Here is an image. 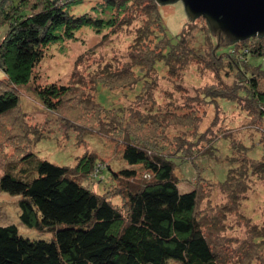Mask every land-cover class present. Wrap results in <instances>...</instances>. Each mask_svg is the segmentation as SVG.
Masks as SVG:
<instances>
[{"label":"trees","instance_id":"obj_1","mask_svg":"<svg viewBox=\"0 0 264 264\" xmlns=\"http://www.w3.org/2000/svg\"><path fill=\"white\" fill-rule=\"evenodd\" d=\"M73 1L76 0H0V25L7 27L0 39V71L5 84L11 87L0 86V126L7 117L17 122V127H9L4 135L10 138L16 133L19 139L22 134L20 147L25 150L16 153V159L7 155L0 163V192L19 197V217L24 225L54 234L51 240L30 238L22 235L14 223L0 225V264H264V200L261 215H243L250 244L237 248L238 240L228 242L224 245L226 253H220L221 249L216 248H221L219 224L224 223L222 217L226 219L230 209L219 205L212 212V216H219L216 220L204 217L207 213L199 208L204 195L196 188L182 190L180 186L187 180L178 170L180 162L187 161L183 150L188 149L186 142L203 145L197 158H214L220 137L209 138L192 122L187 124L185 114L179 112L184 106L173 101L172 92L163 93L169 96L167 103L159 101L155 94L160 86L158 78L187 90L183 71L192 61L206 63L208 55L213 60H225L227 66L222 68L228 75L234 68L242 71L231 93L246 96L249 103L262 109V125L255 126L260 135L259 147L244 141L246 151H237L232 139L222 136L230 138L233 154L222 159L229 164L225 179L211 181L226 185V194L240 203L258 182L264 186V36H250L216 49L214 35L205 25L199 30L201 34L190 33L189 38L198 37L197 43H191L183 33L170 34L154 0H104L93 7L94 11L81 15L66 9ZM137 12L144 18L143 23L132 28L133 20L128 14L135 16ZM152 23L158 26L156 30ZM83 27H89L101 42L126 28L133 38L132 47L126 54L87 50L91 60H84V69L77 61L67 83L54 81L39 88L36 85L37 93L57 123H82L80 137L89 130L119 141L121 158L126 162L119 168L101 161L97 152L87 151L77 156L72 165L46 159L35 163L33 146L43 133L38 128L34 130V125L22 116L24 107L18 87L31 82L35 67L51 45L76 40L75 32ZM199 36L203 42L207 39L210 49L194 55L197 45L204 46ZM252 40L257 43L252 45ZM237 49L239 55L246 51L249 66L260 68L259 75L244 70L238 54L235 61L228 60L234 57L230 52ZM197 68L201 67L197 64ZM177 77L181 79L176 81ZM100 87L118 94V101L112 105L102 103L97 97ZM121 92L128 104L121 102ZM202 94L208 103H220L216 96ZM76 100L81 103L78 109L70 104ZM162 103L169 105L165 112ZM148 127L151 139L167 143L151 149V139L140 138L141 130ZM254 149L261 151L250 156ZM25 160L32 162L30 166L11 171ZM110 177L120 184V192L115 195L120 202H115L108 190L99 193L87 185L90 178L107 187ZM217 211L221 216L215 214ZM15 212L18 215V210ZM255 257L257 262L253 261Z\"/></svg>","mask_w":264,"mask_h":264},{"label":"rangeland","instance_id":"obj_2","mask_svg":"<svg viewBox=\"0 0 264 264\" xmlns=\"http://www.w3.org/2000/svg\"><path fill=\"white\" fill-rule=\"evenodd\" d=\"M103 1L104 0H76L71 2L66 9L72 14L81 15L85 12L94 11L93 7ZM135 1L136 0H133L132 2ZM132 2H130L129 5ZM156 4L158 5L157 10L161 15L162 23L167 26L169 33L172 35H176L180 32L188 39L190 33L201 34L200 29L203 25L209 27L207 20L203 17L189 20L184 4L181 0L161 5L158 3ZM128 15H130L133 20L131 26L132 28L138 26L140 23H143L142 19L144 18L140 15V12H137L135 16L132 15V13ZM152 25L156 30L158 26H155L154 23H152ZM6 29V25H0V39L3 37ZM126 30L128 29L122 28L118 33L109 34L107 39L102 42L100 37L92 32L89 27H83L77 30L75 32L77 36L76 40H65L51 45L47 50L44 59L37 67H35V76L32 77L31 82L25 86L18 87L22 95V103L24 107L22 116L27 119L29 124L34 125V130L37 131L38 128V130H41L40 132L43 133H41V138L37 140L33 146L35 163L37 159H46L60 165H72L76 163L77 156L82 155L84 151L97 152L98 154L96 155L100 158V160L102 159L103 161L111 162L114 168H119L122 164L126 163L124 159L121 158L122 145L119 141L117 142L116 140L109 139L100 133L91 132L89 130L84 132V134L80 137L78 131L82 123L78 122L79 120L68 121L65 124H62L60 120V123H57L54 120V114L45 110L37 93V86L39 88V86H45L53 83L54 81L67 83L70 76H72V72L77 61L81 64L80 69H84V66H82L84 65V60H91V57L89 58V55L85 53L87 50L90 52L93 48H95L97 51L102 49V51L106 53L119 51V53L122 52L126 54L127 49L129 50L130 46L132 47L131 44L133 42L132 35L125 32ZM189 40L191 43H193V41L197 43L198 37H190ZM199 40L204 46L202 47V45H197V50L194 55L201 52L207 53L210 49L209 44L207 45V39L203 42L202 37L199 36ZM214 43L216 46L218 45L215 37ZM254 43H257V40H252V45ZM224 46L228 45H219L216 49ZM238 51L239 49L235 52H230L234 55V57H230L229 59L226 57V59L229 61H235V56L237 54L239 55ZM239 56L242 57V68L244 70L247 69L250 72L253 71L258 73L259 75L258 70L260 68L249 66L247 61L248 59H246V56L248 57V55H246V51L245 55L242 54ZM207 57L209 60L206 58V63H196V61H192L183 71L182 81L187 90L175 87L173 81L172 86L167 85L166 82L162 81L164 79L161 80L158 78L160 86L157 89L158 93L155 94L157 95L159 101L167 103L169 96L163 93L172 92L173 101H180V103L184 106L179 112L181 114H185L188 120L187 124L192 122V126H195L199 131H204L203 135L209 138L216 139V137H220L217 142V155L214 158L202 156L197 158V154L200 153V148L203 149V145L201 143L190 144L189 142H186V144L188 143V149L183 148V150L185 151L187 161L180 162L178 170L179 174L187 180L182 182L180 186L182 190L189 191L192 188H196L201 191L202 195H204L199 207L202 209V213H207L204 217L206 216L207 219L211 221L216 220L215 218L219 216H212V212L216 210L219 205L226 206L230 209V212L228 211L229 213H227V218L225 219V217H222L224 218V223L220 222L219 224L221 235L225 237H218L221 248H216L218 250L221 249L220 253L224 254V252L226 253V247L224 248L225 243H236V240H238L237 248H246V245L248 243L250 244V240L246 239L249 235L246 232L247 226L244 224L245 219L243 218V215H261V205L264 200V191H262L261 188L264 190V186H262V183L258 182V186L254 185L249 192L246 193L244 199L240 200V203H236L226 194V185L220 183L214 184L212 182L216 183L223 181L226 177L229 164L222 159L226 155L233 154V149L230 146V138L232 139L233 147L238 149L237 151H240L241 149L242 151L244 150V152L246 151L247 148L243 145L244 141L248 144H254L252 147H259L258 141L260 135L255 130V126L262 125V120L260 119L262 109L256 106L253 102L252 104L249 103L246 96H237L231 93V87L235 86L237 81L242 78V71L234 68L232 69L231 74L228 75L229 72H226L223 69L225 67L224 65L227 66V62H225V60H213L209 55ZM250 61L249 57V62ZM197 64L201 68H197ZM243 64L247 66L243 67ZM217 66H221V68H223H216ZM3 77L4 74L0 71V86H2L3 89H11L8 84H5ZM180 79V77H177L176 81ZM165 89H171V91ZM202 92H206V94L212 95L213 97L216 96L215 98L223 104L222 108L220 107V103L218 104L216 100H211L210 103H208L206 98L202 97L204 95ZM120 94H122L121 102L128 104V100H126L125 96H123V93L121 92ZM229 96L232 98L229 99ZM97 97L102 103L111 105L119 99L118 94H115V92L103 87L99 88ZM187 98L189 99L186 100ZM212 102L215 103L213 106ZM164 103H162L163 112L167 111L169 107V105ZM66 104L69 103L66 102ZM70 104L74 109L80 108L81 105L79 100L73 101ZM222 109H225L226 114ZM256 109H260V111H257ZM210 110L212 111L207 114ZM126 117L128 116L126 115ZM207 117L209 118L207 119ZM18 119L21 120V118ZM16 123L17 122L11 121V117H7L2 121V125L0 126V163L5 160L7 155H10V159L12 157L16 159V153L25 151L22 147H20L22 145L20 141L22 134H19V139L16 136V133L11 135L10 138H6L4 135L5 130L9 127H17ZM188 129L193 130L194 127H188ZM130 130H132V128H130ZM36 131H34V133H36ZM141 131L142 135H140V138H153L150 133V127ZM222 136H229L230 138ZM150 141L153 145L151 146V149H156L161 143H167L163 139H151ZM262 141L264 143V137ZM255 142L258 146H255ZM170 149H168V151ZM258 151L261 150L254 149L250 152V156H255V153ZM8 162L10 164L13 163L11 161ZM31 163V161L27 162V160L19 162L17 167L11 168V171L18 172L23 167L26 168L30 166ZM200 176L207 180L202 181L199 178ZM87 181V185L91 190H95L99 193H103L108 190L109 195L115 202L121 201L119 197L115 196L120 192V184H118L117 180H113L110 177L108 180L109 182H107V187L102 183L99 185L96 181H93L90 178H87ZM200 181H202L200 183V187H196ZM102 185H104V187ZM18 198V196H13L7 192H0V225L14 223L18 226L21 234L26 237L51 240L54 235L52 232H42L35 228L27 227L21 222L19 217L20 207ZM16 210H18V215L15 212ZM220 212L221 211H217L215 214L220 215ZM211 239L214 241L213 238ZM244 256H246V254ZM253 261L257 262L256 257Z\"/></svg>","mask_w":264,"mask_h":264},{"label":"water","instance_id":"obj_3","mask_svg":"<svg viewBox=\"0 0 264 264\" xmlns=\"http://www.w3.org/2000/svg\"><path fill=\"white\" fill-rule=\"evenodd\" d=\"M159 5L178 0H155ZM188 18L203 16L217 40L230 45L250 36H264V0H181ZM216 46V47H217Z\"/></svg>","mask_w":264,"mask_h":264}]
</instances>
